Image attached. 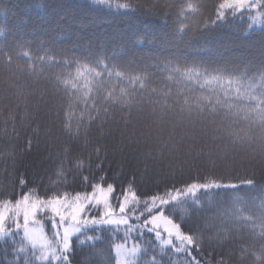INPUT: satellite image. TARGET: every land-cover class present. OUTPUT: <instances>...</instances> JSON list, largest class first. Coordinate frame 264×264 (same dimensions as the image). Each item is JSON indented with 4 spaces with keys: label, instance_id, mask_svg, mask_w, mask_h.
Masks as SVG:
<instances>
[{
    "label": "trees",
    "instance_id": "16d2710c",
    "mask_svg": "<svg viewBox=\"0 0 264 264\" xmlns=\"http://www.w3.org/2000/svg\"><path fill=\"white\" fill-rule=\"evenodd\" d=\"M111 2L112 7L93 0H0V49L13 58L6 63L0 53V201L33 188L41 196L53 189L78 191L82 175L98 178L101 171L117 183L134 177L135 190L145 198L162 193L165 185L183 188L186 182L213 176L241 188L246 178L264 185V129L255 124L237 138L222 131L232 126L222 117L183 113L175 106L162 111L145 96L130 108L85 112L72 120L71 131L65 128L68 98L55 86V74L64 70L45 67L41 72L36 60V70L30 71L18 48L25 47L33 58L50 50L55 61L71 56L93 63L103 57L138 76L144 75L142 69L129 70L130 61L151 55L163 58L170 52L237 68L264 62V30L256 26L245 34L247 18L236 19L228 15L230 10L218 20L224 0H195L203 5L202 15L191 37L183 41L174 32L175 6L182 0H131L137 10H117V3L129 0ZM141 37L171 44L165 49L139 43ZM153 86L160 90L159 77ZM212 193L213 206L208 207L205 202ZM197 196L205 204L203 210L194 218L186 216L181 203L190 205L196 197L182 194L173 203L183 219H174L185 231V222L193 223L202 245V264H264L259 218L252 231L238 228L222 211L235 196L251 199V193L212 189ZM247 211L258 217L255 207ZM38 220L51 236L48 220ZM11 252L10 245L0 243V264L12 258Z\"/></svg>",
    "mask_w": 264,
    "mask_h": 264
},
{
    "label": "snow or ice",
    "instance_id": "6c2138e0",
    "mask_svg": "<svg viewBox=\"0 0 264 264\" xmlns=\"http://www.w3.org/2000/svg\"><path fill=\"white\" fill-rule=\"evenodd\" d=\"M93 3L112 7L111 0H93ZM175 7L178 25H174V32L183 41L193 34L203 5L195 0H182ZM116 8L137 10L131 0L117 3ZM224 10H230L228 15L236 19L247 18L245 34L256 26L264 30V0H224L219 4L218 20L224 19ZM3 35L0 31V36ZM138 42L158 44L165 49L171 44L144 37ZM24 48H18V54L27 58L30 71L36 70V60L41 64V72L45 67L64 70L55 74V86L68 98L64 116L69 131L72 120L85 112L99 113L115 106L130 108L141 103L145 96L162 111L175 106L183 113L222 117L232 125L222 131L237 138L253 124L264 129V62L237 68L226 62L210 65L170 52L163 58L151 55L136 63L130 61L129 70L142 69L144 75L138 76L132 71L126 73L103 57L93 63L71 56H61L55 61L50 50L33 58ZM0 53L6 63H12V54L2 49ZM261 57L264 58V41H261ZM153 60L155 63H150ZM157 77L162 82L159 91L153 86ZM244 184L241 188L213 176L200 182H186L183 188L165 185L162 193L155 192L145 198L135 190L134 177L117 183L115 179L108 181L101 171L98 178L82 175L78 191L53 189L41 196L35 188L29 189L17 198L0 201V243L12 248V258L5 257V264H37V261L40 264H202L198 233L192 222H185L186 231L176 222L183 218L174 212L177 205L173 202L182 194L196 197L190 205L187 201L180 205L185 208L186 216L194 218L205 204L213 206L215 193L201 204L197 196L200 192L207 194L212 189L250 192L251 199L235 196L229 207L222 210L223 215L238 228L252 231L256 230L259 218L258 234L264 239V185L251 178H246ZM249 206L255 207L258 217L247 211ZM38 213L47 214L51 238L37 219ZM130 238L133 242L129 245Z\"/></svg>",
    "mask_w": 264,
    "mask_h": 264
},
{
    "label": "rangeland",
    "instance_id": "374dc122",
    "mask_svg": "<svg viewBox=\"0 0 264 264\" xmlns=\"http://www.w3.org/2000/svg\"><path fill=\"white\" fill-rule=\"evenodd\" d=\"M224 11L227 12L228 10H224ZM38 217H44V219H47V214H39V213H38L37 219H38ZM50 238H51V236H50ZM131 243H132V242H130L129 245H130Z\"/></svg>",
    "mask_w": 264,
    "mask_h": 264
}]
</instances>
